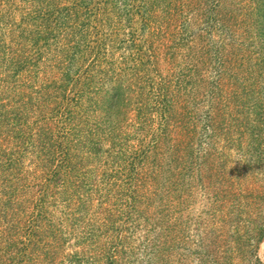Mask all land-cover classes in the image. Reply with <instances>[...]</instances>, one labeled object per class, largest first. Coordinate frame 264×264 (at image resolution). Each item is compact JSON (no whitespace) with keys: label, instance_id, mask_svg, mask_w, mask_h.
Wrapping results in <instances>:
<instances>
[{"label":"rangeland","instance_id":"obj_1","mask_svg":"<svg viewBox=\"0 0 264 264\" xmlns=\"http://www.w3.org/2000/svg\"><path fill=\"white\" fill-rule=\"evenodd\" d=\"M113 2L11 0L2 5L8 14L0 26L3 41L19 42L16 37L26 28L39 30L33 34L40 48L32 55L38 62L31 69L38 74L27 95L41 90L47 98L54 93L49 80L70 82L57 65L64 60L63 43L83 39L89 47L75 55L70 72L78 75L66 91L55 92L56 101L70 109L73 104L66 100L73 92L84 88L90 74L104 72L101 96L118 88L126 107H119L117 138L100 134L90 157L95 173L86 180L90 201L87 197L83 217L74 221L67 215L61 198L37 208V185L48 179L41 177L47 168L24 145L18 151L22 173L3 182L13 177L18 187L0 197V231L19 223L18 246L29 252L33 218H43L47 228H62L56 264H75L66 259L76 254L83 256L80 264H264V0ZM62 22L75 29L59 33L56 26ZM16 87L3 90L0 101L3 94L5 105L11 99L18 107ZM38 97L34 94L33 101ZM140 97L150 103L141 124L135 110ZM82 104L77 127L82 144L72 149L76 156L98 138L89 136L92 117L83 116L94 105ZM53 106L24 108L25 134L48 125L61 136V128L70 126L58 118V109L51 112ZM0 139L2 149L15 145ZM107 189L113 191L106 200ZM131 189L134 201L127 204L130 198L124 196L114 203L115 196Z\"/></svg>","mask_w":264,"mask_h":264},{"label":"trees","instance_id":"obj_2","mask_svg":"<svg viewBox=\"0 0 264 264\" xmlns=\"http://www.w3.org/2000/svg\"><path fill=\"white\" fill-rule=\"evenodd\" d=\"M9 1L11 0H0V26L5 18L8 17L7 10H4V6L8 4ZM105 2H109L110 4L114 5L113 0H105ZM67 24V22L59 23L56 26V29L59 31V33L66 34V30H68V28H74L72 24L71 26H67ZM81 26L84 30V24H81ZM26 29L20 30L19 35L16 37L20 39L19 42L13 38L14 43L11 42V44H8L3 41V38L1 39L0 37V89H2L0 93L5 89L6 91L9 90V92H11L12 87L14 88L17 86L16 93L14 94L15 96L13 95V97H15L20 102L18 107L13 108L14 103H12V100L10 99L7 102V106L4 104V102H2L4 100L3 94V100L1 99L0 101V138L7 139L6 142L8 143L12 141L15 144V148L5 147L2 149V141L0 142V197L8 195L7 193H13L12 191L18 187L17 185H14L16 179L13 177L15 175L17 178V174L22 173V166L24 163V159L21 158L22 152L18 151L20 150L19 148H23L24 145H27L30 146V148H33V152H37L38 159H40V162H42V168H44V170L47 168L46 173L42 172L41 177H47L48 179H45L43 183L37 185V187H39L37 188V199L39 200L37 208L41 207L39 209H42V206H45L44 203L47 204V201H49L48 203H51L52 200L61 198V204L64 205L66 211H69L66 214L75 216L73 220L77 221L76 219L83 217V214L86 213L84 210L85 200L87 197L89 198V195H86V191L84 189L88 183L86 180L90 179L92 174L95 173V168L92 169L89 166L90 164L93 165V159L90 157L95 156L96 154L95 146H97L98 142H101V138H99L100 134L110 138L111 141L117 138V134H115V131H117L116 118H118L119 115L120 105L121 107H126V105L122 100L123 98L119 93L118 88H114L112 93L106 91L105 94L101 96V92L103 91L101 87V80L104 72H98L97 75L90 74V76L86 78L87 81L84 82V88L73 92L72 97L66 100L68 102H66V104H73V107L70 109L67 110L66 107H60V103L56 101L57 96L54 95L55 92L59 94V92L64 90L66 91V87L69 83H72L73 77L78 75L76 72H73L72 74H70V72L77 64L75 55L79 54L82 50H85L83 48L89 47L86 43H84L83 39H79L76 44L73 45L63 43L64 46L61 51L63 53L62 56H64V60H59L57 65L65 68L64 72L61 73V76H64V78L70 82L63 84L60 80V83L58 84V81L55 79L49 80V86H51V89H53L54 93L49 95L45 94L47 98H44V94H41L40 90V97H38L36 102L33 101V95H37L39 93L36 91L27 95L25 89L33 88L35 83L34 77L38 74V72H33L31 69H34V67L37 66L38 61L37 59L33 58L32 55H34V53H38L35 51V49L36 47L40 48L38 43L40 39H38V36L36 37L34 35L37 30L31 31ZM78 29L81 30L80 26L77 28V30ZM0 30L2 31L1 27ZM85 31L84 32L86 33V36L90 35L87 32V29ZM23 33L24 35L27 34V38L23 37ZM37 33H39V30ZM28 35L34 36L33 38H28ZM42 37L44 36H41L40 38L43 39ZM70 51H72V54ZM3 71L4 73H2ZM7 98L8 97H6V99ZM53 99L54 102L52 101ZM157 99L159 101V98ZM82 103H84V105L87 103V107L91 104L94 105V109L87 114H83V116L85 115L92 117L91 119H87V122L91 121L89 126V136L95 138V136L98 135L99 139L96 138L93 145H90L92 143V140H90L85 148L88 151L82 152V154L80 153L76 156V153L78 152L74 153L72 149H78L82 144V139L80 140L82 137L80 136L81 131L80 129L77 130L79 125V117L83 113L82 110L84 108ZM46 104L54 105L52 109L53 111L51 112H54V110L58 109L57 111L59 113L56 112V114H58V118H62L64 122L69 124L68 126L70 127H62L61 129L63 134L58 136V138L56 137L55 130L48 125H43L37 128L31 134H25V130L22 128V124H24V114L22 113L23 109H28L30 107L42 111ZM136 104V116L140 122V120H142L145 115H149L150 107L147 105L150 103H147L146 99H142V97H140V100L136 101ZM21 108L22 110H20ZM162 113H164V110ZM45 114L46 113H42L40 117H45ZM74 138L76 139L74 140ZM114 143L115 142L112 144L117 146ZM10 174L13 176L11 177V180L3 184V182L10 177ZM137 176L138 175L136 173L134 178H137ZM21 177L23 178V175H21ZM134 178L131 179L133 180ZM95 190L97 193L100 188L96 187ZM112 191V189H107V193L104 195L106 200L109 198V194ZM126 192L124 194L121 192L120 197L115 196L114 203L116 201L120 202L121 197L124 196L130 198L127 204H129L131 200H135V189L128 190L127 194ZM128 194L130 196H128ZM115 195H118V192H116ZM9 196L11 197V194ZM10 197H8V201H10ZM88 198L87 204L90 201V198ZM72 201H74V206L71 205L73 204ZM75 202L78 204H75ZM73 207L75 209L72 211L71 208ZM45 209L47 210V208ZM46 210L42 212L43 215L47 213L45 212ZM3 215L6 217L5 213ZM67 215L65 216L64 220H67ZM46 221L48 220L46 219ZM31 222L34 223L35 228L32 230V236L29 239L32 249H30L29 252L25 251L27 250L26 246H23V248H19L18 246L20 242H18V239L16 240V238H18L20 235V233H18L19 223L13 222L10 226L6 225L5 228L0 231V252H3L1 253V259L3 260L4 264H56L55 259L58 254L57 252L59 248L58 244L60 237H62L61 234L63 233L62 228L56 229L53 224H48L50 228L45 227L47 225H43V218H33ZM47 234L49 235V240L45 242ZM32 237L36 239H33ZM43 252L44 259L39 260L40 254ZM17 255H20V258ZM66 260H69V262L72 261L73 263L75 262V264H80L83 262V256L81 254H76L73 255L72 259L70 257Z\"/></svg>","mask_w":264,"mask_h":264}]
</instances>
